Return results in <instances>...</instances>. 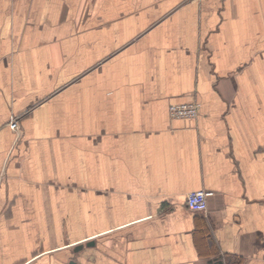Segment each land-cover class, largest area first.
<instances>
[{
	"label": "crops",
	"instance_id": "crops-1",
	"mask_svg": "<svg viewBox=\"0 0 264 264\" xmlns=\"http://www.w3.org/2000/svg\"><path fill=\"white\" fill-rule=\"evenodd\" d=\"M0 264H264V0H0Z\"/></svg>",
	"mask_w": 264,
	"mask_h": 264
},
{
	"label": "built area",
	"instance_id": "built-area-1",
	"mask_svg": "<svg viewBox=\"0 0 264 264\" xmlns=\"http://www.w3.org/2000/svg\"><path fill=\"white\" fill-rule=\"evenodd\" d=\"M170 115L176 119H196L200 116V104L197 102H189L183 104H175L170 107ZM10 127L15 132L19 131V118L15 117L10 123ZM213 196V192L205 190H197L190 192L186 196V207L197 213H207L209 198Z\"/></svg>",
	"mask_w": 264,
	"mask_h": 264
},
{
	"label": "water",
	"instance_id": "water-1",
	"mask_svg": "<svg viewBox=\"0 0 264 264\" xmlns=\"http://www.w3.org/2000/svg\"><path fill=\"white\" fill-rule=\"evenodd\" d=\"M90 245H93V242H91V243H88V246H90ZM82 245L81 246H78L75 250L76 251H80V250H82Z\"/></svg>",
	"mask_w": 264,
	"mask_h": 264
}]
</instances>
